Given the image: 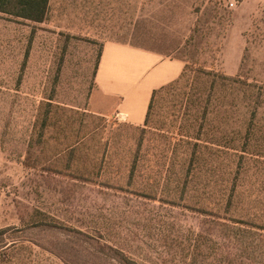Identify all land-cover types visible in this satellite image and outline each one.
Instances as JSON below:
<instances>
[{"label": "rangeland", "instance_id": "374dc122", "mask_svg": "<svg viewBox=\"0 0 264 264\" xmlns=\"http://www.w3.org/2000/svg\"><path fill=\"white\" fill-rule=\"evenodd\" d=\"M108 41L178 57L189 67L180 88L159 101L145 130L119 115L89 110L99 54ZM208 71L210 81L225 74L253 86V113L239 96L233 125L252 130L239 169L264 201V0H50L42 22L0 13V264H109L111 244L136 253L142 248L155 258L172 235L144 222L201 227L204 215L148 203L95 181L100 176L124 183L122 169L135 158L139 142L138 157L155 152L156 162L167 167L166 131L196 135L194 115L202 110L195 107L216 104V97L200 93L201 73ZM66 116L73 118L71 139L88 133L90 160L103 154L107 160L113 151L111 165L108 160L97 176L90 174L91 182L76 179L66 158L55 155ZM235 160L215 175L233 172ZM202 257L196 263L190 257L188 264H203Z\"/></svg>", "mask_w": 264, "mask_h": 264}, {"label": "trees", "instance_id": "16d2710c", "mask_svg": "<svg viewBox=\"0 0 264 264\" xmlns=\"http://www.w3.org/2000/svg\"><path fill=\"white\" fill-rule=\"evenodd\" d=\"M49 5L50 0H0V13L14 19L42 22L49 11ZM188 68L185 64L175 80L154 89L144 123H129L130 126L144 130L145 127L152 126L159 101L170 98L172 92L180 88ZM201 74L205 79L200 93L202 96L216 97V104L205 101L204 105L195 107L197 112L202 110L200 117L198 113L194 115L195 122H198L196 135H175L174 128L166 131L167 134L164 133L166 141L163 152L169 154L167 167H160L156 162L155 152L146 150L143 157H138L142 148V143L139 142L137 156L122 169L127 172L123 178L124 183L120 179L113 181L110 177L100 179L99 176L95 184L125 192L148 203L153 202L170 209L182 207L191 214L204 215V224L201 227L182 229L178 221L144 222L145 228L159 229L166 236L172 235L164 242L159 256L146 257L142 248L136 253L111 244L109 264H141L133 254L143 256L152 264H188L191 259L196 263L202 255L203 264H264V201L256 195L258 190L254 183L243 177L242 170L239 169L241 162L247 157L245 153L249 152L252 130L249 124L244 128L233 125V110L239 96L242 98L240 105L253 113L251 107L253 108L254 103V89L237 76L218 74V80L210 81L211 71ZM188 99L189 97L184 98L182 102ZM210 104L216 111L209 108ZM46 106V112H52V103L48 102ZM190 106L189 101L185 105L187 111ZM68 111L73 113L72 110ZM48 118L43 120V124H46ZM72 119L71 116H66L62 121L64 140L55 148V155L66 158V168L75 171L76 179L83 183L91 182L93 179L90 174L97 176L108 160L109 166L111 165L113 151L109 153L107 160L104 154L98 160H94L95 156L92 155L94 157L90 160L84 147L88 133L76 136L75 139H71L68 133L73 128ZM230 124L234 127L229 128ZM207 125L217 126L202 130ZM221 127L223 130H220ZM235 159L238 162L232 166L235 168L234 171L232 169L233 172L229 171L223 178L215 175L221 165L223 169L227 161L228 165H232L236 162ZM72 162L75 163V168ZM208 173H213L214 178ZM259 204L263 207H258ZM175 246L176 249L171 250Z\"/></svg>", "mask_w": 264, "mask_h": 264}, {"label": "crops", "instance_id": "0c3cea01", "mask_svg": "<svg viewBox=\"0 0 264 264\" xmlns=\"http://www.w3.org/2000/svg\"><path fill=\"white\" fill-rule=\"evenodd\" d=\"M184 61L129 44L108 41L102 48L89 98L90 110L102 116L119 115L142 125L152 91L182 72Z\"/></svg>", "mask_w": 264, "mask_h": 264}, {"label": "built area", "instance_id": "2783aa9c", "mask_svg": "<svg viewBox=\"0 0 264 264\" xmlns=\"http://www.w3.org/2000/svg\"><path fill=\"white\" fill-rule=\"evenodd\" d=\"M233 4V3H232Z\"/></svg>", "mask_w": 264, "mask_h": 264}]
</instances>
